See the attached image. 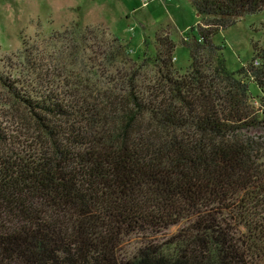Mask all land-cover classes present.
Instances as JSON below:
<instances>
[{
    "label": "trees",
    "instance_id": "obj_1",
    "mask_svg": "<svg viewBox=\"0 0 264 264\" xmlns=\"http://www.w3.org/2000/svg\"><path fill=\"white\" fill-rule=\"evenodd\" d=\"M189 1L202 21L181 38L184 73L168 29L137 63L109 41L131 61L117 113L60 94L47 71L0 77L33 124L27 137L0 121V264H264V148L246 133L264 122L249 89L264 94V70L228 69L212 42L264 0Z\"/></svg>",
    "mask_w": 264,
    "mask_h": 264
},
{
    "label": "rangeland",
    "instance_id": "obj_2",
    "mask_svg": "<svg viewBox=\"0 0 264 264\" xmlns=\"http://www.w3.org/2000/svg\"><path fill=\"white\" fill-rule=\"evenodd\" d=\"M201 21L189 0H0V77L8 75L30 84L33 71H47L49 83L60 94L107 101L116 105L111 108L117 113L125 93L120 77L131 61L124 56L112 59L110 45L114 43L109 41H124L129 49L125 57L137 63L154 52L156 32L168 29L176 43L174 64L184 73L190 58L181 38ZM212 42L224 47L228 69L250 68L252 63V69L264 70V9L241 16L213 35ZM152 69L147 65L142 72L149 75ZM249 89L256 97H264L254 82H249ZM13 102L0 79V121L11 131L22 126L28 137L32 120L26 109ZM246 133L264 148V122ZM137 247L134 239L122 246L127 252Z\"/></svg>",
    "mask_w": 264,
    "mask_h": 264
},
{
    "label": "built area",
    "instance_id": "obj_3",
    "mask_svg": "<svg viewBox=\"0 0 264 264\" xmlns=\"http://www.w3.org/2000/svg\"><path fill=\"white\" fill-rule=\"evenodd\" d=\"M143 1H144V3L147 2V0H143Z\"/></svg>",
    "mask_w": 264,
    "mask_h": 264
}]
</instances>
